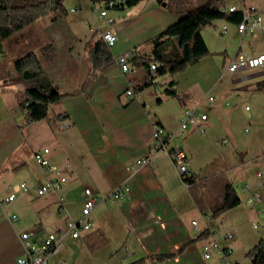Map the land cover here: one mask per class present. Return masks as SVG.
Segmentation results:
<instances>
[{
  "label": "crops",
  "instance_id": "0c3cea01",
  "mask_svg": "<svg viewBox=\"0 0 264 264\" xmlns=\"http://www.w3.org/2000/svg\"><path fill=\"white\" fill-rule=\"evenodd\" d=\"M243 4L263 8L264 0H243ZM232 6L241 8L242 0L225 4L224 11ZM122 13L117 14L122 16L118 23L113 16H108L113 21L110 27L98 18L86 23L88 31L96 24L98 31L109 29L115 35V46L107 50V56L93 55L98 32H88L93 37L79 35L75 26L76 31L69 29L72 25L65 20V16L57 21L43 17L2 43L0 202L3 203L11 194H15V199L0 206V264H17V260L24 256L19 238L23 232L33 231L32 241L40 244L49 234L64 231L68 221L78 220L85 199L84 189H90L97 200V206L89 216L91 228L81 232L78 239L67 235L62 250L51 255L49 264H79L80 255H85L92 264H204L211 259L202 258V245L223 234L218 233L217 226L213 227L210 219H219L216 222L218 228L225 229V221H229V227L235 228V223L241 218L239 207L242 202L249 206L242 213L247 212L249 216L261 214L259 207L264 206V185H258L255 176L257 171L264 170V130L260 129L259 123L253 126L252 136L235 147V153L210 155L203 147L202 137L207 133L225 132L214 145L224 146L218 142L227 139L233 141L230 128L235 112L225 110L223 105L228 102H217L213 106L215 100L209 102L204 96L203 100L210 104L209 111H198L201 103L191 109L196 114L205 115L206 120H196L189 127V153L187 130L169 145L170 148H181L188 157L193 180L188 186L178 177L170 158L163 152H155L152 139L155 125L170 132L177 130L189 102L187 91L194 87L187 88V70L179 74L182 79L176 75H163L155 78L149 87L135 91L132 97L126 96V92L133 90L132 86L141 82L149 71L133 66L131 62L132 72L124 74L116 65L115 58L130 49H135L136 57L150 55V41L177 22L185 12L169 7L168 3L144 0ZM218 21L225 23L219 30V36L229 35V43L236 45H229L221 52L225 55L226 65L223 70H213L206 94H211L218 79L225 75H229L230 85L220 90L224 95L244 99L246 95L264 93V68L236 75L226 72L228 63L237 53L246 56L264 54V34L257 32L241 37L236 31V23L225 20L215 22ZM224 27L226 32L223 34ZM202 37L209 51L208 43L212 38L208 32V41L204 34ZM45 46L51 47L48 57L41 52ZM28 53L37 56L43 75L62 95L57 103L48 106L47 118L33 124L25 123V112L18 100L25 86L16 80L13 68L14 61ZM165 86H171L169 90L175 95H167ZM247 111L250 112L251 108ZM260 114L257 110L256 120H259ZM198 145L200 151L196 152ZM43 149L49 150L47 157L51 166L63 170L66 183L59 192L39 197L36 190L48 176L34 162L33 153ZM150 156L149 165L135 172L125 171L136 160ZM192 156L200 158L201 173L191 161ZM221 170L232 171V178L243 180L244 186H248V190L237 186L244 194L243 201L235 192L239 204L219 215L224 220L223 227L219 225L221 219L214 217L213 212L222 203L225 186L234 189L233 184L221 178L215 191H212L217 207L211 210L203 203L211 194L207 192L208 185L222 177H209V174ZM17 183H25L28 191L9 192ZM200 184L206 187L207 193L204 198L200 193L195 199L188 192ZM123 186L128 188L124 197L102 201L114 189ZM253 194L263 197L260 205L247 204V198ZM59 196L64 198L61 205L58 203ZM206 214L211 216L207 222L201 219ZM12 216H15L14 220ZM192 221H198V229L191 226ZM205 233L207 235L204 236ZM219 242L222 248L232 247V242L223 239ZM14 248H17L16 259L10 258ZM213 258L214 264H220L219 257Z\"/></svg>",
  "mask_w": 264,
  "mask_h": 264
},
{
  "label": "trees",
  "instance_id": "16d2710c",
  "mask_svg": "<svg viewBox=\"0 0 264 264\" xmlns=\"http://www.w3.org/2000/svg\"><path fill=\"white\" fill-rule=\"evenodd\" d=\"M108 1V0H106ZM116 1V0H114ZM144 0H121V3L113 10L130 9ZM158 3H170L171 0H155ZM52 11L51 21L63 19L66 11L62 4L55 0H0V49L2 43L16 36L26 27L39 19L46 17ZM224 0H206L205 3L193 9L187 10L184 15L166 30L155 36L150 44L152 50L150 55L133 58V66L142 67L147 70L148 75L139 83L132 86L133 92L152 85V81L167 73L174 74L208 53L207 46L201 31L206 26L212 25L217 20H225L238 24L241 21L240 13H226L224 11ZM176 41V46L169 50L168 43ZM93 55L107 56V48L98 36L93 45ZM42 55L48 57L51 47L42 48ZM155 65V70H150V64ZM17 74V81L25 86V90L19 96V106L25 112V123L33 124L47 118L48 106L57 103L60 95L45 78L40 61L34 53H28L13 63ZM171 87V86H168ZM169 96L175 93L165 90ZM191 186L192 177L184 180ZM239 204V198L234 189L225 186L222 203L214 210V217H218L225 209L233 208ZM207 235L206 233L203 234ZM202 235V236H203ZM247 264H264V239H260L246 254Z\"/></svg>",
  "mask_w": 264,
  "mask_h": 264
},
{
  "label": "built area",
  "instance_id": "2783aa9c",
  "mask_svg": "<svg viewBox=\"0 0 264 264\" xmlns=\"http://www.w3.org/2000/svg\"><path fill=\"white\" fill-rule=\"evenodd\" d=\"M90 6V12H95L98 19H103L107 25H111L113 21L108 18V11L113 10L117 4L121 3V0H88ZM73 12V10H71ZM226 13H240L241 21L236 26L237 33L241 36H251L257 32L264 34V7L257 8L254 6H245L242 0L241 8L232 6L228 8ZM89 32H98L99 37L101 38L103 44L107 50H111L116 43L115 35L109 30L105 29L98 31L96 24H93L89 27ZM225 27L223 34L225 33ZM135 49H130L115 58V63L118 66L119 70L126 74L132 72L130 67V61L135 57ZM264 68V54H258L255 56H246L242 53H237L228 63L226 72L230 75H236L241 72L251 71L255 69ZM150 70H155V65L150 64ZM164 90H169L168 86L164 87ZM134 95L133 90H128L126 96L132 97ZM209 102H213L212 97H208ZM245 110H248L246 107ZM196 120L205 121V115H199L195 113V110L185 109L183 111L182 117L179 120L178 128L174 132L167 131L160 126H153L152 128V139L154 142L155 152L165 153L171 160L178 177L183 181L191 177V168L189 165L188 157L186 153L179 147L170 148V143L181 136L187 128L193 126ZM247 131V130H246ZM222 145H226L227 141L223 140ZM49 150L43 149L38 150L33 153L34 162L37 166L47 174L46 180L37 188L36 194L41 197L49 193H57L66 183V177L63 174V170L54 169L49 160H48ZM151 163V156L146 159L136 160L132 165L125 168L127 173L135 172L137 169L142 166L149 165ZM258 185H264V170H259L255 173ZM21 192L26 193L28 188L25 183L19 185ZM245 190H248V186H244ZM128 194V188L126 186L117 187L114 189L108 196H106L102 201L107 200H116L124 197ZM83 195L85 197L80 218L78 220H70L66 223V228L64 231L59 234H49L46 239L40 243L36 244L32 241L34 236L33 231L23 232L19 238L21 246L24 251V256L17 260V264H49V259L51 255L58 254L63 248L64 238L69 235L72 239H78L81 232H86L91 228V222L89 216L95 210L97 206V200L93 197V194L90 189H84ZM15 195H9L3 203L0 202V206L3 204H8L13 202ZM64 198L59 196L58 203L61 205ZM247 204L250 206L260 205L263 202V197L260 194L250 195L247 200ZM210 214L202 215L201 219L205 222L210 218ZM12 220L15 219V216L11 217ZM221 227L224 226V220L221 219L219 222ZM191 226L198 229V221H192ZM253 229L258 230L262 229L264 232V226H260L258 223L252 225ZM236 232V231H234ZM220 239L230 241L233 239V235L228 233H223L220 237L214 236L209 241L205 242L202 245V258L204 260H210L213 257L217 256L220 259V262L227 263L226 258L230 255L231 250L229 248H222L220 244ZM59 264H64L60 262Z\"/></svg>",
  "mask_w": 264,
  "mask_h": 264
},
{
  "label": "rangeland",
  "instance_id": "374dc122",
  "mask_svg": "<svg viewBox=\"0 0 264 264\" xmlns=\"http://www.w3.org/2000/svg\"><path fill=\"white\" fill-rule=\"evenodd\" d=\"M59 4L63 5L64 10L66 11L65 15V20L70 22L69 26L71 30L76 31L75 29L77 28L79 30V35H87L89 34L91 37L94 35L88 33V28L86 27V23H92V19H97V14L95 12H90L89 11V3L88 0H55ZM206 0H171L169 4V7H172L173 9L181 12H186L187 10L193 9L199 5H202L205 3ZM225 4L231 3V2H236L239 3L240 0H224ZM163 4V3H162ZM55 10V7H52L51 12L44 17V18H49L52 16V11ZM73 10V12H71ZM123 12V10H109L108 11V16H113L115 19V22L118 23L120 21L119 19L122 18V16H118ZM118 14V15H117ZM123 14V13H122ZM120 18H118V17ZM43 19V18H42ZM100 21H97V24H100ZM225 23L223 21H218L212 23L210 26H206L203 28L201 31V34H204L205 39L208 41L206 37V33L208 32L209 35L212 38V41L208 43L209 46V51L208 53L198 59L195 62L187 64L183 69H180L176 71L174 74L167 73L165 75L168 76H177L178 79L181 78V75L184 70H187V88L189 86H193L190 90L187 91V109H192L195 105L198 103H201L198 107V111H206L208 112L209 110V103L205 100H203V97L205 96L206 98L211 95L215 102L213 104L217 105L218 103L221 102H228L229 104L223 105L225 110L227 111H234V118L232 121V126L230 128V132H233V141L231 140H226L227 144L224 146L220 145H214V142L220 141L222 136L224 135L225 132H213L210 133L204 137H202V142H204V148L208 150V153L210 155L213 154H220V153H235V147H238L241 145V143L245 142L249 137L252 136V132L254 130L253 126L261 125V130H264V93H256L255 95H246L247 98H234L229 95H224L222 91H220L223 87L229 86L230 85V77L229 75H225L223 78L218 79L217 86L211 92V94H206V89L208 88L209 84L212 82L213 78V70H223L225 65H226V60H225V55L221 53L222 51L226 50L229 45L235 44L234 42L229 43V35L228 36H219V30L222 25ZM74 26L76 27L74 29ZM102 28L103 24H100ZM112 25H108L107 27H110ZM210 28V29H209ZM6 44V43H5ZM176 41L168 43L167 45L169 46V50L172 51L174 46H176ZM236 45V44H235ZM4 46V44H3ZM5 51H7L5 47ZM4 51V52H5ZM85 54V52H83ZM182 79V78H181ZM235 92V90H234ZM204 97V98H205ZM218 102V103H217ZM245 106H248L251 108V111L248 112L247 110L245 111ZM248 108V109H249ZM257 110L261 112V117L259 120L255 119V114L257 113ZM191 128V127H190ZM190 128L187 129V153H189L188 148H189V141L188 137L190 134ZM247 130V131H246ZM198 136H200L197 133ZM216 139V140H214ZM198 142H196L197 144ZM264 145V144H263ZM195 149V148H194ZM200 151V146H196V152ZM263 151H264V146H263ZM193 152V151H192ZM192 155H195L194 153H191ZM209 156V155H208ZM199 158V157H198ZM197 157H191V161L195 162V168L197 172L201 173L203 170V167L200 165V158L198 159ZM230 165L232 166L233 163L231 162ZM232 171L225 172L221 170L220 172L217 173H211L209 174V177H218L221 175L222 177H218L214 179L213 184H209L207 187V192H211V194L208 195L207 199L203 203H206L209 206V209H214L217 207V201L214 200V194L212 191H215L216 183L221 179V178H226L227 180L230 181L231 184H233V188L235 189V192L240 195V198L244 199V194L241 192V190L237 189V186H244V181L243 180H235L234 178L231 177ZM201 179L200 181H202ZM13 193L20 192L19 189V184L17 183L16 185L13 186L11 191ZM206 187L202 184L193 186L188 194L193 196L195 199H198L199 197L197 196L200 193L206 196ZM213 194V195H212ZM15 195V194H14ZM5 196V195H4ZM3 196V197H4ZM212 196V197H210ZM203 201V200H202ZM249 206L244 204L242 202L241 207H239L240 212V219L238 222L235 223V228L229 227V221H225L226 226L225 229L223 228H218V224L216 222L219 221L210 219V221H213L212 223L214 224L213 227L217 226L218 233H228L232 232L233 229L237 230L236 233L233 231L231 234L233 235L232 241H226V242H232V247L230 248L231 253L230 255L227 256L226 261L227 263L230 264H247L248 260L246 259V254L247 252L252 249V247L258 243L260 239H264V232L262 229L255 230L253 229L252 225L254 223H258L260 226H264V206L259 207L261 210L260 215H253L246 212L245 214L242 213L243 209L248 210ZM210 211V210H209ZM242 214V215H241ZM6 215L10 217V214L6 212ZM221 219V216H219ZM218 237V236H216ZM221 243V242H220ZM76 251L74 250V253ZM17 256V248H14L12 255L10 258L16 259ZM214 258H212L210 261L204 262V264H214L215 262L213 261ZM79 264H92L88 259H86L85 255H80L79 256ZM225 262H220V264H224Z\"/></svg>",
  "mask_w": 264,
  "mask_h": 264
}]
</instances>
